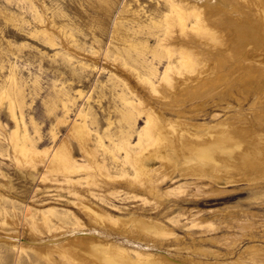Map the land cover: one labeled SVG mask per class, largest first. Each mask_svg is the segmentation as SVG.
Segmentation results:
<instances>
[{
	"label": "rangeland",
	"instance_id": "1",
	"mask_svg": "<svg viewBox=\"0 0 264 264\" xmlns=\"http://www.w3.org/2000/svg\"><path fill=\"white\" fill-rule=\"evenodd\" d=\"M231 2L243 17L254 10L247 0ZM168 6L166 0H0V93L12 84L20 91L25 129L39 150L25 159L16 149L12 142L15 119L8 98L0 99V264H67L62 253L75 251L74 245L85 246L87 238L95 236L90 230L125 238V234H136L130 226L134 218L160 223L165 234L146 231L142 236L158 241L157 252L179 256L186 264L189 260L264 264V172L257 177L233 170L227 180H216L177 171L168 160L156 159L150 182L143 188L134 179L123 149L114 152V161L110 152L94 148L92 137L82 145L70 127L81 120L80 109L90 108L95 122L88 117L87 123L100 135L109 127L116 138L120 130L133 126L129 146L137 152V132L145 124L147 107L163 118H178L194 127L256 112L241 81L244 70L230 59H236L237 42L232 43L230 37L242 29L239 16L228 29L218 27V33L226 32V36L217 43L209 35L191 29L185 35L174 28V35L169 36L174 37V45L182 42L196 48L210 70L200 80H192L197 71L190 73L192 69L183 66V76L174 68L172 88L162 80L171 55L147 50L138 56L130 47L133 41L144 39L151 47L163 43L149 24L152 16L167 11ZM223 10L219 8L215 16ZM223 14L230 18L227 12ZM173 55L177 60L180 57L178 52ZM124 58L143 72L147 64L156 68L151 74L155 90L123 63ZM223 61L230 67L225 68ZM251 63L256 64L258 75L264 74V63L254 59ZM223 69L227 80L217 82ZM185 76L192 79L182 81ZM128 109L129 118H122V111ZM16 113L20 115L18 108ZM244 126L249 129L248 124ZM248 134L246 138L251 139ZM104 144L112 146L106 137ZM59 145L70 150L74 164L52 161ZM87 204L105 218L98 220L86 210ZM27 207L41 218L36 229L26 215ZM48 236H58V240L39 241ZM46 250L55 261L42 256ZM74 256L78 259L79 255Z\"/></svg>",
	"mask_w": 264,
	"mask_h": 264
},
{
	"label": "bare ground",
	"instance_id": "2",
	"mask_svg": "<svg viewBox=\"0 0 264 264\" xmlns=\"http://www.w3.org/2000/svg\"><path fill=\"white\" fill-rule=\"evenodd\" d=\"M166 1L169 3L168 10L161 12L158 16H152L149 24L152 31L156 30L159 35H161L160 41H163V43L157 44L161 49L157 48V46L151 47L147 39L133 41L130 44V47L135 48L138 56L147 50L154 53V55H171L169 56L171 60L168 62V65L164 70L162 80L167 83L169 82L172 88L175 79L172 75L174 68L180 75H183L180 73L183 66L190 67L192 69L190 73L194 71L198 72V75L194 77V79L185 76L182 78V81L191 79L200 80L202 77L201 75L208 73L210 70V65L205 62L203 56L196 48L190 44L185 45L182 42L178 43V45H174V37L170 38L169 36L174 35L171 33L173 31L175 32V27H178V30L185 35H188V29H191V31L202 36L209 35L211 40L214 43H217L222 41L224 36H226V32L221 34H219L220 32L218 33V27L228 29V25L239 16L237 21H239V25L242 26V29H238L239 32L237 34H232L230 37L231 42H237L233 49L234 51H237L234 52L236 59L234 57H230V59L236 60L244 70V75L242 76L241 81L247 86L246 90L248 91L246 93L253 98V108H258L255 110L256 112L254 113V111H252L250 112L251 116H249L250 114H247L248 116L243 115L241 119L238 120H233L232 117L229 118L228 116L223 119H215L213 122L203 124L199 127H194L188 123H183L178 118H163L159 112L147 107L145 124L137 132L138 140L136 145L140 147L137 152H134V149H130L131 143L129 140L133 133V126H130L129 130H120V133L116 138H114L115 134L110 132L109 127H106L103 134L100 135L97 131L91 130L87 123L88 117L92 119L89 112L91 110L90 108L80 109L78 111V116L81 120L75 123L72 122L73 124L70 126L71 129L74 131L75 136L79 138L82 145L86 142L88 143L90 137H92L94 139V148L98 147L110 152L114 161L117 159L114 152L123 149L125 151V159H128L129 164L133 168L135 174L134 179L139 180L143 184V188L144 186H147L146 183L150 182L151 171H154L155 169H153L152 166L156 159L168 160L171 163L170 166L177 169V171L180 170L183 173L194 172V174L206 175L214 179L216 178V180L217 178L227 180V174L233 170H241L248 176L259 175L258 172H264V74L258 75V73L255 72L256 64L251 63V61L254 59L262 64L264 63V0H247L254 9V13L246 12L244 17L242 15L243 12L239 11L236 6L233 5L234 2H231V0ZM219 8H224V12L220 11L218 12L219 16H215L214 13H216ZM225 12L230 15V18L225 17L223 14ZM173 15H175V18H172ZM235 31L236 29L233 33ZM228 33L230 34L231 32ZM184 41L186 43L189 42L187 39ZM175 52L180 54L178 60L176 57H173L175 56L173 55ZM215 52H217V50ZM242 59H244L245 62H242ZM123 63L136 70L139 79L155 90V86L151 80V74L154 73L156 68L152 64L145 65L147 71L143 72L141 69H138L136 65L130 64L126 58L123 59ZM141 64H145V61H142ZM223 65H225V68L230 67L228 61H225V63L223 61ZM226 76L228 75L223 69V72L220 73L215 80L217 82L220 79L226 81ZM201 82L202 81H197V83ZM78 93L80 96L82 95V91ZM121 96L129 104L132 103L124 94H121ZM3 98H8V107L11 111L12 118L15 119V127L12 130V142H14L13 144H15L16 149L25 159H30L31 156L33 157L32 154H37L39 150L37 146L33 144L25 129L24 116L21 111V93L18 89H14V84H12L0 93V99ZM141 102H143V100L140 98L139 103ZM229 107L230 105H228V108ZM17 108L20 113L18 116L16 113ZM64 108H66V105H64ZM68 111L69 109L67 106L65 112L67 113ZM128 111L130 110L122 111V118H129L130 113ZM252 113H254V117ZM90 122L94 123L95 119L93 118ZM243 124H248L249 129H246L247 126H244ZM248 133L250 134L251 139L246 138V134ZM105 137L112 143L111 147L104 144ZM60 149L62 150L61 146ZM60 149H57L52 153V161H58L59 164H74L75 160L73 159L70 150L64 148L61 151ZM91 152L93 151L91 150ZM125 173L127 174V172ZM152 178L151 180H153ZM90 206L87 204L85 207L89 213L98 218V220H102L103 217L105 218V215L102 212L98 211L97 208ZM52 211L53 210H49L48 212L50 213ZM0 213H3L1 209ZM26 215L32 222V228L36 229L37 222H39L38 213L27 207ZM43 219L46 220L45 222H48L46 217ZM129 219L131 220L132 218ZM114 221L115 220L111 221L112 224ZM3 222H5V220ZM119 225L121 226L122 224L119 223ZM130 226L135 227L136 230L130 228L133 231H136V234H130L131 236L125 234V238H120V234L118 236V233L113 234L110 231H97L96 228L90 230L89 232H92L95 236L87 238L85 246L74 245L73 247H77L75 251L72 249L67 250V252L65 254L62 253L61 256L65 257L67 264L188 263L180 259L179 256L157 252L159 251L158 241L147 235L145 236V234L142 236V232L146 231L165 234L166 229L160 223L134 218L132 219ZM57 237L53 238V236H48L47 239L40 237L41 239L39 241L51 240L52 243V241L58 240H56ZM37 249L33 248V251L38 253L39 251ZM74 254L79 255L78 259L75 258L76 256H74ZM42 256L54 260L51 257L49 250H46ZM189 263L196 264L194 261L190 262V260Z\"/></svg>",
	"mask_w": 264,
	"mask_h": 264
}]
</instances>
